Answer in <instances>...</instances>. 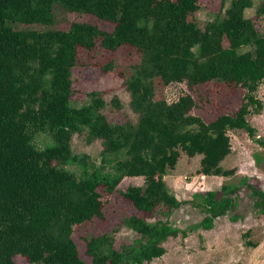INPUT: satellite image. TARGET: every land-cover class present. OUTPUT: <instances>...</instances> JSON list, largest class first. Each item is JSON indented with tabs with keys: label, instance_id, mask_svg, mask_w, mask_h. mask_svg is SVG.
<instances>
[{
	"label": "trees",
	"instance_id": "1",
	"mask_svg": "<svg viewBox=\"0 0 264 264\" xmlns=\"http://www.w3.org/2000/svg\"><path fill=\"white\" fill-rule=\"evenodd\" d=\"M200 1L0 0V264H19L17 258L29 264H89L73 237L74 227L104 221V196L115 193L138 213L121 224L136 239L117 247L119 227L92 238L90 264H144L161 258L170 238L187 236L171 222L184 205L202 216L189 231L211 230L216 219L227 215L237 222L243 189L264 216V191L248 178L196 193L190 202L179 200L165 180L182 151L201 157L202 176H234L235 169L221 167L232 151L228 132L257 136L247 117L251 106L261 107L255 94L264 82V0L250 17L246 13L254 0H230L222 15L193 30L190 17ZM228 1L222 0L223 8ZM55 5L67 13L95 16L114 29L83 21L62 29ZM97 43L107 51L124 47L135 57L124 68L104 66L123 78L138 115L135 123L111 122L103 113L100 91L89 93L86 105L73 103L79 54ZM211 82L247 92L234 113L210 123L192 114L197 107L192 94L171 103L161 96L171 84L184 83L195 91ZM84 131L89 142L102 141V167L73 153L72 138ZM38 135L53 144L37 148ZM131 177L147 181L120 190ZM155 216L159 219H148Z\"/></svg>",
	"mask_w": 264,
	"mask_h": 264
},
{
	"label": "rangeland",
	"instance_id": "2",
	"mask_svg": "<svg viewBox=\"0 0 264 264\" xmlns=\"http://www.w3.org/2000/svg\"><path fill=\"white\" fill-rule=\"evenodd\" d=\"M260 0H254V8L248 10L247 17L255 13V8ZM230 5V0L222 7V0H201L199 10L190 17L193 30H202L204 24L213 21L222 15ZM57 26L66 29L72 21H83L97 24L100 28L111 31L114 25L101 21L95 16L77 15L67 13L58 5L54 6ZM222 13V14H221ZM264 27V26H263ZM80 66L73 74L74 80V105L81 107L89 102V93L100 91L105 101L103 113L111 122H133L138 115L131 107V94L124 86L123 78L110 69L105 71L104 66L127 67L135 59L126 48L116 51H107L100 43L95 44L90 52L81 50L79 54ZM246 89L234 87L230 84H215L211 82L198 89L191 90L184 83L171 84L161 92L169 103L175 102L186 93H190L196 100L197 107L192 114L201 117L206 123L214 121L220 114H232L241 105ZM261 107H250L251 113L247 117L249 124L257 131L255 139L243 130H230L231 153L221 163L225 170L235 169L236 174L231 177L202 176L200 174L201 157H191L184 151L173 170H169L165 177L170 190L179 200L190 202L199 192L218 190L225 184H238L243 178H248L252 184L264 191V82L255 94ZM115 101L119 102L116 107ZM37 148L52 145V140L45 135H38L35 140ZM72 151L76 155L90 157L94 168L102 167L103 145L101 140L88 141L87 132L75 134L72 138ZM73 171L78 169L70 167ZM146 177H131L122 181L120 190L129 186H144ZM105 220H93L74 227L73 237L77 242L82 258L91 263L88 253L89 243L92 238H98L105 233L115 234L117 247L132 244L136 234L121 227L123 218L138 214L136 210L124 199L113 195L104 196ZM238 214L241 217L237 222H231L229 216L216 219L213 229H196L189 231L197 225L202 216L190 204L184 205L174 211L171 222L181 230L187 231L185 238L178 235L170 238L165 244L166 253L159 259L144 264H264V216L259 215L249 198L248 192L243 189L238 196ZM140 215V214H139ZM156 221L158 217H148ZM248 242L257 244L249 246ZM94 245V244H93ZM19 264H29L23 258H17Z\"/></svg>",
	"mask_w": 264,
	"mask_h": 264
},
{
	"label": "crops",
	"instance_id": "3",
	"mask_svg": "<svg viewBox=\"0 0 264 264\" xmlns=\"http://www.w3.org/2000/svg\"><path fill=\"white\" fill-rule=\"evenodd\" d=\"M255 244V243H254ZM258 245L256 244V246L255 247H257Z\"/></svg>",
	"mask_w": 264,
	"mask_h": 264
}]
</instances>
